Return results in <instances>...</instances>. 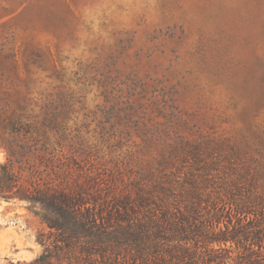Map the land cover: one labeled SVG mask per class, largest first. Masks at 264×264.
Returning a JSON list of instances; mask_svg holds the SVG:
<instances>
[{
    "label": "rangeland",
    "instance_id": "374dc122",
    "mask_svg": "<svg viewBox=\"0 0 264 264\" xmlns=\"http://www.w3.org/2000/svg\"><path fill=\"white\" fill-rule=\"evenodd\" d=\"M7 147L113 232L0 195V264H264V0H0Z\"/></svg>",
    "mask_w": 264,
    "mask_h": 264
},
{
    "label": "trees",
    "instance_id": "16d2710c",
    "mask_svg": "<svg viewBox=\"0 0 264 264\" xmlns=\"http://www.w3.org/2000/svg\"><path fill=\"white\" fill-rule=\"evenodd\" d=\"M7 150L9 162L0 164V195L7 201L18 198L29 202L30 206L39 207L43 221L56 235V249L79 244L89 251L107 241L113 231L78 186L41 184L34 171L23 178V173L29 169L20 166L18 172L14 171V162L20 158L14 156L18 153L16 150L11 147ZM52 257L46 250L33 264H50Z\"/></svg>",
    "mask_w": 264,
    "mask_h": 264
}]
</instances>
